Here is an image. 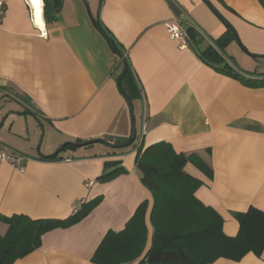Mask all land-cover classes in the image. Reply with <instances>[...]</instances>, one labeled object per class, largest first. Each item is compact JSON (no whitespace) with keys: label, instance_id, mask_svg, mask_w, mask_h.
I'll use <instances>...</instances> for the list:
<instances>
[{"label":"crops","instance_id":"crops-1","mask_svg":"<svg viewBox=\"0 0 264 264\" xmlns=\"http://www.w3.org/2000/svg\"><path fill=\"white\" fill-rule=\"evenodd\" d=\"M0 1V142L27 158L22 170L0 162V217L64 220L100 199L79 222L44 234L38 249L13 264H94L106 233L123 230L143 202L150 245L152 194L140 181L135 148L93 143L40 158L65 143L126 142L131 117L144 148L165 144L211 169L208 177L188 161L183 170L201 182L194 197L221 216L226 236L237 235L238 214L264 211V87L246 86L198 56L227 31L202 0H60L48 23L41 1L43 28L28 0ZM207 1L248 53L233 41L226 56L243 72L264 76L256 62L264 59V0ZM91 18L122 49L140 93L122 80L125 62ZM175 19L194 34L191 46L168 38L166 24ZM110 161H120L123 171L96 181L112 171L104 167ZM6 230L0 222V236ZM211 264H264V251Z\"/></svg>","mask_w":264,"mask_h":264},{"label":"trees","instance_id":"trees-1","mask_svg":"<svg viewBox=\"0 0 264 264\" xmlns=\"http://www.w3.org/2000/svg\"><path fill=\"white\" fill-rule=\"evenodd\" d=\"M60 0H43L42 16L45 23L52 19ZM232 13V10L229 9ZM98 23V22H97ZM102 36L110 49L122 57L127 70L122 80L132 82L138 93L140 89L122 49L115 43L109 32L98 23ZM185 30V29H184ZM188 45L191 46L194 34L185 30ZM230 28L198 56L227 76L242 82L246 86L264 87V76L248 74L240 70L233 59L226 56L225 46L233 42ZM126 97L130 103L128 96ZM131 108V106H130ZM139 136L131 137L126 142L115 141L105 144L113 150L124 151L129 147L136 151V168L140 181L152 194V207L149 212V225L152 230L150 245L147 247L148 227L146 225L147 203H141L133 216L118 233L109 231L103 237L94 252L91 262L94 264H211L218 259L239 261L246 254L260 257L264 251V211L249 207L236 218L239 230L235 237H228L222 232L223 220L212 208L204 206L194 197V192L201 182L188 176L184 166L188 161L211 177V169L196 155L175 154L165 144L149 146L145 149L139 143ZM81 145V146H77ZM88 144L65 143L56 153L43 160L55 159L66 148H78ZM120 165L112 171L102 174L96 181H104L122 172ZM100 199L82 204L78 210L64 220H32L26 216L0 217V222L7 226L6 233L0 236V264H13L39 248L44 234L57 229L70 227L83 219Z\"/></svg>","mask_w":264,"mask_h":264},{"label":"built area","instance_id":"built-area-1","mask_svg":"<svg viewBox=\"0 0 264 264\" xmlns=\"http://www.w3.org/2000/svg\"><path fill=\"white\" fill-rule=\"evenodd\" d=\"M5 4L0 1V22L4 15ZM33 18V14H32ZM34 21V19H33ZM35 24V22H34ZM168 38L171 41L177 42L180 48H185L188 45V37L187 34L182 27V23L179 20H172L166 24ZM140 142V139H139ZM139 144V143H138ZM27 158L23 155L15 153L13 151L8 150L1 142H0V162L7 163L13 166L16 169L22 170L24 169L25 162ZM92 183L89 182L88 186ZM79 207H75L73 213L78 210Z\"/></svg>","mask_w":264,"mask_h":264},{"label":"water","instance_id":"water-1","mask_svg":"<svg viewBox=\"0 0 264 264\" xmlns=\"http://www.w3.org/2000/svg\"><path fill=\"white\" fill-rule=\"evenodd\" d=\"M202 2L206 5V7L212 12V14H214V16L227 28H230L232 33H233V38H234V42L240 47V49L242 51H244L245 53H247V51L244 49V47L241 45L235 31L230 27V25L221 17V15L219 13H217V11L212 7V5L207 1V0H202ZM92 24L95 27V29L98 32H101L100 26L98 25V23L96 21H94L92 18ZM248 54V53H247ZM253 57V56H252ZM264 57V56H263ZM127 70V67L124 66V71ZM132 118V138L135 137V127H134V120L133 117ZM88 144H93V143H102V141L100 140H93V141H89L87 142ZM64 145V144H63ZM77 146H81V145H77ZM38 150V147H37ZM120 165V161H110V162H106L104 164V167L107 169H112L116 166Z\"/></svg>","mask_w":264,"mask_h":264},{"label":"bare ground","instance_id":"bare-ground-1","mask_svg":"<svg viewBox=\"0 0 264 264\" xmlns=\"http://www.w3.org/2000/svg\"><path fill=\"white\" fill-rule=\"evenodd\" d=\"M28 1L31 5V8H32L33 17L35 16V18H33V19L34 20L36 19V21L39 23V25L43 28V23H42V18H41V1L42 0H28ZM33 6L35 9L33 8Z\"/></svg>","mask_w":264,"mask_h":264},{"label":"rangeland","instance_id":"rangeland-1","mask_svg":"<svg viewBox=\"0 0 264 264\" xmlns=\"http://www.w3.org/2000/svg\"><path fill=\"white\" fill-rule=\"evenodd\" d=\"M42 2H43V0H42ZM257 61L256 62H258V68L259 69H261L262 67L261 66H263L264 65V59L263 58H259V59H256ZM135 118H136V128H138L139 127V117H138V115L136 114L135 115ZM42 143V142H41ZM138 143H141V142H139V140H138ZM41 145L42 144H40V143H38L37 144V147H38V149H39V154H41ZM93 145V144H92ZM92 145H86L85 147H87V146H92ZM95 145V144H94ZM96 146H98L97 144H96ZM81 148V147H80ZM143 149H145V148H143ZM136 156H137V154H136Z\"/></svg>","mask_w":264,"mask_h":264}]
</instances>
